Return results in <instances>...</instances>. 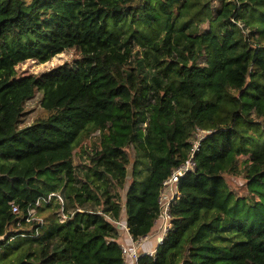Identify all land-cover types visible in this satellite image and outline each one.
I'll list each match as a JSON object with an SVG mask.
<instances>
[{"label": "trees", "instance_id": "1", "mask_svg": "<svg viewBox=\"0 0 264 264\" xmlns=\"http://www.w3.org/2000/svg\"><path fill=\"white\" fill-rule=\"evenodd\" d=\"M72 48L71 64L17 73ZM37 92L44 115L21 126ZM196 129L210 132L178 182L171 227L139 263L264 264V0H0V264H122L106 215L120 216L128 166L137 240ZM96 132L102 146L75 166ZM240 174L247 202L226 183ZM30 208L42 221H26Z\"/></svg>", "mask_w": 264, "mask_h": 264}, {"label": "built area", "instance_id": "2", "mask_svg": "<svg viewBox=\"0 0 264 264\" xmlns=\"http://www.w3.org/2000/svg\"><path fill=\"white\" fill-rule=\"evenodd\" d=\"M208 132L210 131L202 129L195 130L193 134V139L195 137V141H192V148L188 158L182 164L175 167L171 171L170 175L163 180L158 195V217L155 219L154 224L147 235L140 237L137 240L132 238L127 224L125 205H123L118 219H114L111 216L106 215V219L120 231L119 238H121V240L118 241V243L120 245V252L123 258L122 264H140L139 260L141 257H153L155 255L157 247L162 243L165 234L171 227L170 206L175 197L178 195V182L180 178H182L186 173L194 171V152L198 148L200 141ZM58 198L62 201L60 196H58ZM40 202V200H37L36 205H38ZM12 212L14 214L19 213V209L15 204H12ZM31 220H36L34 217L33 208L27 210L26 221L30 222ZM150 237L154 239V245L153 247L151 246L150 248L146 249L144 248V244L150 239Z\"/></svg>", "mask_w": 264, "mask_h": 264}, {"label": "rangeland", "instance_id": "3", "mask_svg": "<svg viewBox=\"0 0 264 264\" xmlns=\"http://www.w3.org/2000/svg\"><path fill=\"white\" fill-rule=\"evenodd\" d=\"M217 4H218V1H213L211 5L214 8ZM207 27H208L207 24L203 23L200 25L199 29L204 30V29H207ZM143 50H144V48L141 46H135L133 48V52L137 53V57L143 56ZM77 58H79V52L76 49L72 48V49L65 50V51L53 56L51 59H49L46 62L40 63L36 60H26L24 62L17 64L15 68H16L17 73L19 75H28V74L39 75L43 72L51 70L52 68H54L56 66L63 65V64H71ZM143 65H144V70H147L148 67L145 65V62L143 63ZM39 96H40V93L37 92L35 94V97L33 99L29 100L25 104L24 115L22 117L21 126H26V125L32 123L33 121H35L37 118L42 117L44 115V112L39 105ZM131 111H132V109L130 107L128 108V110L122 109V108H117V107L115 109V112L118 115H122V116H126V117H127V115L131 116ZM112 133H116V129L114 127H112V129H110V130L107 129L105 135L108 136L109 134H112ZM120 138H121V136H119V139ZM191 141H195V137H194V139H191ZM119 144H120V140L117 143L118 147H119ZM95 145L96 146L98 145L99 149L102 146L100 144V138H99L98 132H96L95 134L90 136V138L83 141L81 146H79L78 148H76L74 150L73 164L75 166H79V167L87 164L89 161V155H91L93 153L92 150L94 149ZM126 152L128 153V155L130 157L131 163H133V161H134V150H133V148H130V147L126 148ZM130 182H131V164L128 166V178L126 179L125 186L123 189L118 191L119 200H120L122 207L125 203V194H126L127 186L129 185ZM226 183H227L228 188L233 193L238 195L239 198H245V200H244L245 202H247L249 200L247 198H250L251 195L248 191V188L246 187L247 185L245 183V179H244L242 174H240L238 176L227 175ZM43 217L44 216H37L35 218H36V221L40 222V221H42ZM62 218L64 219V217H62Z\"/></svg>", "mask_w": 264, "mask_h": 264}, {"label": "crops", "instance_id": "4", "mask_svg": "<svg viewBox=\"0 0 264 264\" xmlns=\"http://www.w3.org/2000/svg\"><path fill=\"white\" fill-rule=\"evenodd\" d=\"M121 238L118 239V241H120ZM154 245V239L150 237V239L144 244V248L148 249L151 246L153 247Z\"/></svg>", "mask_w": 264, "mask_h": 264}, {"label": "clouds", "instance_id": "5", "mask_svg": "<svg viewBox=\"0 0 264 264\" xmlns=\"http://www.w3.org/2000/svg\"><path fill=\"white\" fill-rule=\"evenodd\" d=\"M193 139V138H192ZM192 142V141H191Z\"/></svg>", "mask_w": 264, "mask_h": 264}]
</instances>
